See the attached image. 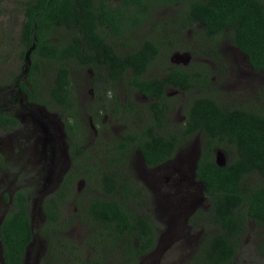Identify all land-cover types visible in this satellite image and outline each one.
<instances>
[{
	"label": "trees",
	"instance_id": "1",
	"mask_svg": "<svg viewBox=\"0 0 264 264\" xmlns=\"http://www.w3.org/2000/svg\"><path fill=\"white\" fill-rule=\"evenodd\" d=\"M178 1L183 3L180 7L182 29L199 30L214 49L218 40L226 37L248 58L252 70L264 76V0ZM169 2L120 0L112 6L109 0H27L24 2L20 56L25 62L28 57L30 65L24 62L25 82L20 86L31 102L45 104L47 108L51 102L61 110L77 167L83 159L88 160L87 164L92 161L85 148L86 135L90 131L86 115H91L97 124L101 122L97 118L100 119L109 106L117 108L118 113L123 112L125 104L118 93L109 88L116 83L125 84L129 91H136L150 100L146 105L150 122L142 132H126L123 139L116 140L113 149L105 152L107 155L113 151L117 153L116 157L108 159L109 167L120 166L131 145L139 150L147 167L159 166L171 160L183 141L200 135L202 147L195 175L196 181L204 186V195L210 203L206 211L198 210L191 220L195 225L207 224L212 232L189 264H231L236 259L247 223L264 228V111L226 107L211 94L192 95L190 102L181 109L185 121L179 125V133L166 132L168 115L172 111L170 104L176 98L171 99L169 91L191 93L198 85L206 89L212 82L211 70L203 63H197L195 70L175 67L162 77H146L162 58L163 43L152 37L137 39L138 35L131 32L140 29L144 20ZM176 23L170 21L174 26ZM174 26L177 33L182 31ZM164 44L173 45L172 42ZM86 70H91L94 76L95 96L84 104L76 83ZM45 80L48 103L39 98ZM7 118L0 114V123L6 124ZM12 121L17 123L10 119ZM218 149L229 156L224 167L216 163ZM75 174L70 172L60 192L44 205L46 223L41 236L48 244L44 249L46 252L48 249L47 264L104 262L103 258L95 261L94 254L86 257L75 242L62 234L70 226L69 220L62 219V205L70 197ZM100 182L104 197L93 196L85 207V218L80 213L77 216L95 222L104 241L113 239L116 246L125 250L130 257L127 264H139V258L152 250L156 238L150 217L137 211L143 205L139 201L142 194L123 171L106 169L100 174ZM26 192L21 190L15 194L13 211L0 227L4 264H24L26 248L34 238L32 205ZM82 204L79 197L77 205ZM262 241L260 250L264 252V238ZM66 243L72 245L75 263L57 259L59 249L56 245ZM85 246L94 250L90 240L85 241Z\"/></svg>",
	"mask_w": 264,
	"mask_h": 264
},
{
	"label": "rangeland",
	"instance_id": "2",
	"mask_svg": "<svg viewBox=\"0 0 264 264\" xmlns=\"http://www.w3.org/2000/svg\"><path fill=\"white\" fill-rule=\"evenodd\" d=\"M26 1L0 0V107L6 110L11 109L15 114H28L24 118L22 128L27 125L29 129L35 123L43 126L46 135L41 140L44 142L45 137L47 138L46 153L48 156L45 160L48 165L53 166L47 168L43 174L39 170L43 164L36 166L40 159L37 157V150H32L30 156H26L25 165L17 157L7 158L4 168L0 169V179L14 183L12 191L25 188L24 191L29 194L32 205L30 213L32 219L44 211V205L48 199L60 192L66 176L70 172H76L70 197L62 205V219L70 221V226L63 230L62 234L75 242L88 258L94 254L93 259L99 262V259L103 258V264H127L130 257L124 252L125 250L116 246L113 239L105 240L108 241L105 242L104 238L99 236L95 222L87 218L86 222L84 221L85 207L89 200L93 196L104 197L100 182L101 172L106 169L112 172L123 171L132 179L135 186L137 185L142 194L139 199L143 202L142 207H138L136 203L133 206L138 207L137 211L140 210L141 214L150 217L156 232L152 250L139 258V264H189L206 237L212 232L207 224L195 225L191 220L198 210L206 211L210 203L204 195V186L197 181L195 183L192 178L194 176L192 172L200 157L202 137L192 136L183 141L169 160L170 162L163 164L156 171H149L150 168L144 166L141 156L132 145L129 146L130 152L124 156V161L120 166L109 167L108 159L116 157L117 153L113 151L107 155L105 152L113 149L116 140L122 138L126 132L144 131L150 121L147 119L148 101L141 98L138 100V97H135V91H129L125 84L107 85L118 93L121 101L126 97V102L123 101L125 107H122V113H118L119 110L114 106H109L107 112H102L99 119L101 122L97 123L99 133L94 135L90 130L86 135L87 155L92 161L87 164L88 160L83 159L77 167L78 161L75 160L73 152L63 150L59 143L60 133L57 128H61V110L56 108L57 105L49 102L51 109L47 108L46 114L43 110L44 116L40 112L34 114L30 112L29 106H25L26 99L24 94H21L20 83L25 82L24 64L26 62L20 56V34ZM109 1L112 6H116L120 0ZM182 5L183 3L178 0H170L165 7L157 8L148 20H144L140 29L131 32L134 36L138 35L137 39L152 37L160 39L163 43L162 58L151 67L147 78L162 77L175 67L195 70L197 63L206 64L211 70L212 82L208 88L202 89L198 85L191 93L169 91L170 98H176L170 104L172 111L168 115L166 132L179 133V125L183 124L181 109L190 102L192 95L211 94L226 107L239 106L264 111V76L249 67L246 57L239 53L226 37H221L214 49L210 47L207 39L199 34V30L182 29L180 13ZM166 21L168 23H165ZM170 21H176V28L182 31L179 33L174 31L175 28H172L174 24H170ZM169 42L173 45L164 44ZM185 53L190 55V61L187 64L182 61L176 62L173 59L174 55ZM93 82V74L87 70L83 71L76 83V88L79 91V86H85L90 90ZM46 84H48L47 80L42 86L43 93H39V98L44 103L49 101ZM83 94L84 104L93 100L91 98L93 95L88 92ZM85 122L88 123L86 117ZM5 137L6 135H0V139ZM5 143L9 144L10 140H5ZM217 151L219 149L215 153ZM220 151L223 154V162L227 164L228 154L223 150ZM51 154L52 160L55 159L57 164L52 163ZM95 163L96 166H93ZM88 168L90 171L86 172ZM49 184L51 186H48ZM66 191L68 194V190ZM11 194L14 195L13 192ZM79 197L83 201L82 206L77 205ZM77 213L84 215V218L78 217ZM246 228L236 259L231 264H264V252L259 249L263 242L264 229L253 222L247 223ZM34 229L35 242L30 247L26 264H47L45 260L48 259V249L47 252L44 249L48 247V244L40 235L39 225ZM86 240L93 243L94 250L85 246ZM56 247L59 249L57 259L73 263L77 261L71 244L66 243L63 246L56 245ZM0 264H2L1 261Z\"/></svg>",
	"mask_w": 264,
	"mask_h": 264
},
{
	"label": "flooded vegetation",
	"instance_id": "3",
	"mask_svg": "<svg viewBox=\"0 0 264 264\" xmlns=\"http://www.w3.org/2000/svg\"><path fill=\"white\" fill-rule=\"evenodd\" d=\"M116 43L117 42H115V44ZM247 62L249 63L248 60H247ZM88 71L90 73L92 72L91 70H88ZM20 90H21V94H24L25 99H26V105L25 106H29V109H31L30 112H33L34 114H39V112H40L42 116H44L42 113L43 110L46 111L45 114L48 112L49 108L47 109V107L44 105H40V104H37L35 102H31L28 99V95H26V93L22 89H20ZM79 92H81L82 95H84L83 93L88 92L89 94L93 95L91 97L93 99L94 95H95L94 94L95 88L91 87V89L89 90V89H86L85 86H79ZM135 97H138V100L141 98V99H144L150 103L149 99L145 98L144 96H142L140 93H138L136 91H135ZM123 99H124L123 101L126 102V97H124ZM124 102H123V104H125ZM56 108H58V106H56ZM50 109H51V107H50ZM0 114L8 117L6 120V122H7L6 124L4 122L0 123V135L1 136H2V134L6 135V137L4 139L10 140V143L6 145L5 140L0 139V169L4 168V166L7 162V158L13 159V158L17 157L25 165L26 156L29 157L32 150H37L36 154H37V157H39L40 159H39L38 164H36V166L43 164L42 168H40L39 170L41 172H43V174H44L45 171L47 170V168H49L50 166H53V165H48L46 163V160H45V157L48 156L46 153L47 138L45 137L44 142L41 140V138H43L44 135H46V130L39 123H35V124L31 125L29 127V129H28L27 125H25L22 128V123L24 121V118L28 116V114H26V113H22L21 115H19L18 113L15 114L14 111L11 109L6 110V109H3L2 107H0ZM34 116H37V115H34ZM62 118H63V116L61 114V128L56 127L60 133L59 143H60L61 147L63 148V150H65V151L70 150L71 151L70 140L67 138V136L65 134V126H64ZM86 118L88 119V125H89L90 130L94 133V135H96V133L98 134L99 128H98V125L95 124L94 118L89 114L86 115ZM10 119L16 120L17 123L14 124L13 121L10 122ZM97 121H99V118H97ZM184 121H185V117L183 116V122ZM102 123H103V125L105 124L103 122V120H102ZM120 139H123V138L120 137ZM2 140H4V141H2ZM60 140H61V142H60ZM87 147H85V148H87ZM136 151L141 156V159L143 161L144 166H146V164L142 158L141 153L139 152V150H136ZM53 154H54V152H53ZM50 158H51L52 163L53 162H55V164L58 163L55 159L52 160V154H51ZM169 162L170 161L165 162L164 165L166 163H169ZM160 166H163V164L156 166V167H153V168H150L149 171H156L157 168H160ZM195 170H196V165H195L194 170L192 172L194 175L192 178H193L194 182L196 183ZM173 174H174V172H173ZM2 186H4L5 188H1ZM48 186H51V185L49 184ZM24 189H20V190H24ZM12 190H14V183H10L5 179H0V227H1L5 217L10 212L13 211L14 196L17 192L20 191V190H18V191H12ZM10 191L14 193L13 196H12ZM31 222H32V226H33L34 231H35L34 228L39 225V227L41 228L40 229V235H41L42 227L46 223V215L44 214V211L43 212L41 211V214H38L36 217L32 218ZM262 229H264V228H262ZM34 242H35V239H34ZM0 249H1V241H0ZM259 249H260V246H259ZM27 256H28V251L26 252L25 259L27 258Z\"/></svg>",
	"mask_w": 264,
	"mask_h": 264
},
{
	"label": "water",
	"instance_id": "4",
	"mask_svg": "<svg viewBox=\"0 0 264 264\" xmlns=\"http://www.w3.org/2000/svg\"><path fill=\"white\" fill-rule=\"evenodd\" d=\"M173 59L176 62L182 61L184 64H187L188 61H190V55L188 53H185V54H176V55L173 56ZM26 62H27V64L30 65V61H29L28 57L26 58ZM216 163L220 167H224L226 165V163L223 162V154H222V152L220 150L216 152ZM0 260H1V263L4 264V262H3V249H2V247H1V250H0Z\"/></svg>",
	"mask_w": 264,
	"mask_h": 264
},
{
	"label": "clouds",
	"instance_id": "5",
	"mask_svg": "<svg viewBox=\"0 0 264 264\" xmlns=\"http://www.w3.org/2000/svg\"><path fill=\"white\" fill-rule=\"evenodd\" d=\"M240 53V52H239ZM243 55V54H242ZM245 56V55H244ZM247 60H248V58H246ZM249 61V60H248ZM249 64V63H248ZM249 66H250V64H249ZM251 67V66H250ZM226 166V165H225ZM31 228H32V230H33V226H32V222H31ZM33 232H34V238H33V241L28 245V247L26 248V252L28 251V254H29V250H30V247H31V245H32V243L34 242V239H35V231L33 230ZM1 241V240H0ZM1 247H2V249H3V246H2V243H1ZM26 252H25V257H26ZM25 257H24V264H26V262H27V259H28V256H27V258L25 259ZM1 261V260H0ZM3 262H4V260H3Z\"/></svg>",
	"mask_w": 264,
	"mask_h": 264
}]
</instances>
